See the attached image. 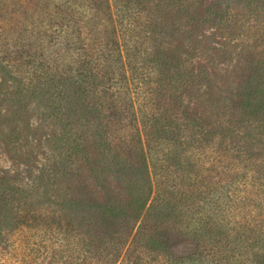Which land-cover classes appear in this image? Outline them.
I'll return each mask as SVG.
<instances>
[{
    "label": "rangeland",
    "instance_id": "obj_1",
    "mask_svg": "<svg viewBox=\"0 0 264 264\" xmlns=\"http://www.w3.org/2000/svg\"><path fill=\"white\" fill-rule=\"evenodd\" d=\"M134 1L114 11L116 38L141 118L150 201L135 217L78 117L70 115L75 135L64 134L37 97L0 74V178L30 189L3 186L0 264H264V125L242 123L226 102L264 63V0ZM70 2L75 13L61 0H0V35H50L69 19L92 47L99 25L88 21L89 0ZM146 51L159 53L156 63L142 62ZM47 157L49 181L40 182ZM108 200L112 209L99 207Z\"/></svg>",
    "mask_w": 264,
    "mask_h": 264
},
{
    "label": "trees",
    "instance_id": "obj_2",
    "mask_svg": "<svg viewBox=\"0 0 264 264\" xmlns=\"http://www.w3.org/2000/svg\"><path fill=\"white\" fill-rule=\"evenodd\" d=\"M61 1L69 13L74 12L70 0ZM135 3L134 0H89L92 18L88 21L99 25V36L94 38L92 47L85 43L80 22L77 21L75 27L70 26L69 19L58 23L56 31L50 35L43 31L24 41L21 35L8 41L0 35V74L4 81L37 97L44 119H59L64 134L75 135L70 115L78 117L85 127L86 141L93 140L104 158L99 164L111 171V177L131 199L127 206L140 218L151 198L150 165L142 149L141 118L136 111L129 64L116 38L119 24L114 12L124 14L118 7L130 9ZM77 16L86 17V13ZM214 17L217 21L219 14L214 13ZM38 44L43 47L38 48ZM142 55L143 63L152 64L157 62L159 53L146 51ZM226 102L227 111L239 113L242 123L246 118V122L264 125V63H257L255 74L235 86ZM65 139L64 135L62 140ZM73 157L71 153L64 157L65 171L67 161ZM46 160L38 178L40 182L46 177L49 181V157ZM97 178L103 187L111 183L106 175ZM7 181L0 178L1 201L6 198L5 185L21 196L30 191L17 189ZM99 205L113 208L110 200Z\"/></svg>",
    "mask_w": 264,
    "mask_h": 264
}]
</instances>
